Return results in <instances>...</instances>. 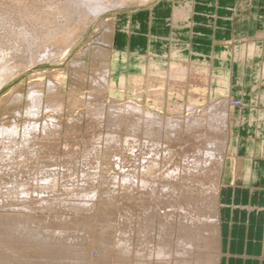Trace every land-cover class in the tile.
<instances>
[{
  "label": "bare ground",
  "instance_id": "6f19581e",
  "mask_svg": "<svg viewBox=\"0 0 264 264\" xmlns=\"http://www.w3.org/2000/svg\"><path fill=\"white\" fill-rule=\"evenodd\" d=\"M166 1L168 0H159L158 2L166 4ZM124 2L125 0H0V88L13 77L17 76L22 70L25 71L26 68H29L37 62L55 60L60 56L62 57L68 52L69 48L76 42L75 40L82 31L86 29L88 24L97 15L111 7L113 8L115 5L124 4ZM156 7L157 5L154 9ZM170 10L175 24L180 22L187 26V20L192 11L190 2L181 3L179 5L172 4ZM120 31L121 29H119V31L117 29V32ZM122 32L124 31L122 30ZM157 39L162 40V45H165V43L168 44L170 41V52L162 51L161 53H157L159 50H156L158 46L155 45L154 49L150 52L151 57L145 62L144 53L137 51L136 53L139 54L136 58L138 62L135 64L130 62V65L137 70L136 74L128 76L124 74L120 75V78H118L119 83L115 84L112 79H109L111 68H104V70L102 69V74H99V77L96 75V77L93 76L95 78H91L92 82H94L93 91L99 89V92L96 90V94L102 93L100 89L103 90L104 88L110 90V93L115 91L119 92V94L121 91L125 92L126 90L127 93L131 95V98L122 100L114 98L116 102H111L112 104H107V106L103 103H94L89 106L85 119V137H83L86 138L84 142L87 145L84 146V161L82 160L85 171L83 172L82 170L81 173L84 174V178L87 177V179H89L88 181L84 179L87 182L86 185L88 182L95 180L94 178L96 176L93 170L94 167H98L95 163L99 151H101L99 149L100 143L104 145L101 154L102 161L106 164L107 162L117 163L119 157L122 156L117 154V148H119L118 146L121 140L125 147V152H123L126 153V155L122 156V164L126 162V165L124 164L127 168L126 171L120 175H113L104 168L102 170V175L100 173L101 179L99 178L100 180L98 189L95 190L96 192L91 190V182V185L89 184L91 189L88 188V185L86 187L89 190L84 186L85 190L79 189V192L77 191L79 195L75 194V191L72 189V192L74 191V194L76 196L78 195L79 198H71V200L70 197L67 199L69 194L66 198L63 196V199L65 198L64 200L67 199L69 201L65 203L68 205V209L76 213L72 216V212L69 216H64L66 213H64V215L58 214V210H60V212L64 211L62 209H56L57 214L54 213L55 211L52 212L54 207L59 206L60 199L56 198L57 196H54V198L51 196H49L51 198L47 197V193L50 195L51 192L56 190L53 191V178L55 177L44 174L47 178L44 175L42 177L45 178L46 185H43V188H33L39 189L40 197H37L36 194V198H31L29 194L33 195L36 190L33 191L32 188L29 187L30 182L28 184L29 188L27 187V183H25L29 181L27 180L30 177L27 175L29 172L22 174L28 176V178L26 177V181L23 179L24 176L19 179L20 174L23 172L18 174V180L23 179V181H25L24 183L20 181V183L22 182L20 186H18L19 184H17V182L16 185L13 183V181H17L14 180L16 177L13 174L15 178L11 179L12 181L10 182L4 181L5 183L0 186V190L2 189L1 191H5V194H11V196L14 192H19L20 195L22 193L21 197L24 196V198H22V200H24L19 202V199L17 203H12L15 208H12L13 210L10 214L4 213L6 216L2 215L3 213L0 212L2 215H0V264H219V238L216 227V221L218 219L217 211L219 207L218 194L221 185L219 177L227 155L231 109L234 106L239 109L236 115L237 124L240 119L244 120L247 110L251 108L252 112L256 110L255 112H257V115L256 117L251 115L250 119L252 121H260L256 133L259 134L260 127L262 126L261 128H263L264 126V31L257 32L253 39L247 38L244 43L242 41L243 44L239 41L241 45H234L232 50L228 47L218 48L215 53H211L210 55L194 50V45L186 43L185 41H180L176 35H173L169 40L167 36H160L157 37ZM79 55H81V53ZM125 55L126 52L124 48L119 50L115 53L113 58H111L112 64L110 60V65L122 69L124 68V64L126 66L129 65ZM155 56H169L170 62L167 63V67H164L166 64L165 61L159 60L157 59L158 57L156 58ZM230 57L243 66L241 71L245 79L251 77L253 75V70L257 69L259 88L253 102L261 101L262 105H260L261 107L259 109L254 108L257 107V105H253L252 107L246 106L247 103L245 102L243 90L244 84L242 86L243 89H240L239 101H236L235 99L237 98L233 97L235 94L232 88V68H227V66L223 67L224 69L221 68V66L231 61V59H229ZM255 57L258 58L259 66L253 68L249 64V59ZM39 80L40 79L37 81ZM48 84V91H53V89L56 88L53 82L50 81ZM41 92L42 91L39 89L30 88V102L25 112L32 120L27 121L24 126H22L24 139H26L32 131L34 132L38 129L39 122L36 123L33 119L38 116L43 104L41 101ZM92 92L88 94V99L90 100L98 97L95 92ZM204 93H207V97L205 102H201L200 99H203ZM50 98L45 99L47 100L44 102L45 109L50 108V110L59 112L62 106L61 103L63 102L52 100L55 98ZM59 98H61V96ZM81 99L82 97L79 96L78 101L82 102ZM72 101H75V99ZM76 102H74L75 105ZM71 107L74 108L75 106L72 105ZM66 110L68 109L66 108ZM79 120L81 119L78 114L71 118L68 117V122L66 120L65 123L69 130L68 133L65 131L67 137L77 136V134L80 133L74 132L75 130L73 131V129L79 127ZM1 124L0 164L3 163L4 159L8 162L15 160L17 156L14 159L15 154L13 152L17 149L23 150H19L23 153L26 150H31L33 146L37 144L34 141V144L28 141L30 140L29 138L28 140H22L23 137L21 139L22 144L14 142V134H16L15 132L17 130L15 125L12 124L14 126L9 125V127ZM60 124V120L53 115H49L42 120L40 125L43 138L38 143L44 148V150L43 148L41 150L47 154L46 157L48 159H52V157L56 155V152H58V141L60 138L58 139L57 132L60 131L59 128L61 129ZM67 128L65 129L67 130ZM102 128H105L103 133ZM101 134L103 136H101ZM41 137L42 135H40V139ZM77 137H75V139H77ZM64 146L65 155L74 159L73 156L75 154L73 155V153L75 151L76 154L78 153L76 150L77 144H66ZM35 147L36 146H34V148ZM137 148H140L142 151L139 169H137V165L134 163L135 160L138 161L136 157H139V155L133 156ZM35 150L34 152H36ZM24 154H22L23 158L28 155ZM37 155H39V153ZM46 157H40L39 167L43 164L41 163L42 161L45 162ZM19 159L21 158H17V160ZM32 159L35 160L34 158ZM73 159L70 160V162L76 160ZM179 159L183 161L182 168ZM6 162L5 166L7 165L9 169L8 166L10 165L6 164ZM18 162L19 166L25 163L22 164V162ZM97 163L99 164V162ZM14 164H16V162ZM14 164L13 166H15ZM17 165L18 163L16 166ZM24 165L25 168H27V166H35L36 168V166L38 167V160L37 164L31 163L29 165L28 163ZM11 166L10 168H14ZM16 166L14 169L17 170ZM67 166L69 167L70 165ZM75 166L77 165L75 164ZM2 169H0L1 172L4 171ZM14 169H12V171ZM65 169H67V167ZM19 170H23V168ZM40 172L38 173L39 175ZM209 172L211 173L209 176H212L210 183L206 184L204 181L202 182V184L205 183L202 185L203 187L205 186L202 191H207L210 195L208 203L206 200H203L206 202V209L205 205H203L204 207L202 206L203 202L201 199L203 198H199L201 202L197 200V197H199L197 195L199 194H195L197 197H193L194 199L196 198L195 200L193 199L194 201H191L189 198L186 200V206L191 204L190 207L196 206L194 202L198 203L197 201H199V204L201 203L200 206L203 208L201 207V209H199L198 206L197 209L202 211L204 209L206 211L203 213L198 210L201 214L197 212V215H189L190 208L183 207V210L186 211V209H188L189 212L186 211L185 213L188 215H184L180 218L184 219L181 221H186L184 222L185 224L189 222L194 223V220H198L201 223L211 220V222L215 223V227H213L215 230H208L210 232L208 234H204V232L200 231L201 229L193 232V227L195 226L191 225L193 230L189 228L192 231V233H189L187 230L188 228L186 229L188 232L187 237H182L179 231L180 235L178 233L177 236L173 237L172 227L174 226L172 217L174 215L172 213H170L172 215L162 216L163 219L159 220L158 227L155 228L152 222L154 219L152 211L155 208H153V210L150 208L154 206V204L156 205L155 202H158L157 194L160 192L161 195V193L167 192L168 195H173L177 193L179 188L180 190L183 188V190H185L187 189L185 187H190L194 181H198L200 177L197 180L195 179L198 174L201 175L202 173L204 176L205 174L208 175L207 173ZM1 177L3 178V176ZM6 177L10 179V176ZM32 177L33 176H31V178ZM35 178L37 179V177ZM44 178L42 179L44 180ZM178 178L186 179V181H183L184 184H181L183 188L177 187L179 185L177 184ZM203 178L206 177L204 176ZM30 181L32 182V180ZM45 181H43L44 183L42 184H45ZM56 181L57 180H55V183H57ZM33 182L34 187L36 181L33 180ZM0 183H2V181ZM68 183L65 184L66 187L63 191L67 189ZM74 183V186H76L75 180ZM25 184L26 188L23 187ZM38 185L40 186L39 183ZM82 185L79 184L78 188ZM74 186L69 185L68 190ZM18 187H20V189ZM199 187L200 186H198V188ZM114 189H117L116 192L118 190L120 192L123 191V194L127 197L126 207L123 209L124 211L121 212L118 210L117 212L119 214L117 220L116 216L111 214L113 211L115 213L116 207L118 206H115L113 201L116 195V193H114V196H112ZM68 190H66V192L69 193L70 191V193H72L71 190ZM137 192L147 197L140 196L138 198L136 195ZM23 193L27 194V196L23 195ZM41 193H46V197L44 195L42 196ZM185 193H183V196ZM72 194H70V196H73ZM20 195H18V197ZM91 195L92 199L94 197L96 202L95 212H92L94 211L92 210V208H94V202L92 199V202L90 201ZM155 195L156 197H154ZM171 195L169 196L170 198ZM28 196L30 200H25V197ZM161 196H159L160 202H162L160 198H163ZM5 198L6 199L3 201H1L2 198L0 199V207L6 204L10 205V198ZM62 201L63 200H61V203ZM61 203L60 206L62 207L63 203ZM180 205V208H182V203ZM136 206H139V209ZM119 207L117 208L119 209ZM135 207L140 210L136 215L134 214ZM65 208L69 213L70 211H68L67 206ZM195 208L196 207H194V209ZM194 209L191 213L195 211ZM39 210H43L42 212H52L53 215L50 218L48 216L47 218L49 219L46 221L45 219H36L37 217L34 219L36 215L31 214ZM169 211L170 210H167L166 212ZM81 212L84 214L80 215ZM166 212L163 215H166ZM31 218H33V220ZM134 219L137 220L135 221L137 223L135 232L130 228V224H132ZM92 220L95 221L96 228L93 229L94 232L89 230V228L92 229L93 226L91 227L90 225L89 228L85 226L89 224L90 221L92 222ZM179 225L181 226L180 221ZM184 226L186 227L187 225ZM185 227H180V229ZM94 250L95 253L93 254Z\"/></svg>",
  "mask_w": 264,
  "mask_h": 264
},
{
  "label": "rangeland",
  "instance_id": "374dc122",
  "mask_svg": "<svg viewBox=\"0 0 264 264\" xmlns=\"http://www.w3.org/2000/svg\"><path fill=\"white\" fill-rule=\"evenodd\" d=\"M135 1V2H134ZM139 1V2H138ZM169 1V0H168ZM172 1H174V2H184V1H186V0H172ZM210 1H215V0H210ZM225 1H229V0H225ZM224 1V2H225ZM238 2H237V12H236V16L234 15V17H233V15H228V16H230V18H229V21L226 23V29H224L225 28V25L222 23V25H221V28H223V30H221L220 32H219V29L216 31V32H213L214 34H213V37H212V39H213V45L214 46H216L214 49H212V51H211V53H215L217 50L216 49H218V48H223V47H228V48H230L231 50L233 49V47H234V45H241V44H243L244 43V41H246V39L247 38H250V39H253V38H255V35H256V33L257 32H260V31H264V0H237ZM158 2V0H125V2H124V4H119V5H115V6H113V8L111 9V8H109V9H107L106 11H104V12H101L99 15H97L89 24H88V26L86 27V29H84L83 31H82V33L79 35V37L75 40L76 42H74L73 44H72V46L69 48V50H68V52H66V54H64L62 57L60 56L59 58H57V59H52V60H43V61H41V62H37L36 64H34V65H32V66H30L29 68H26L25 69V71H21L17 76H15V77H13L11 80H9L7 83H5L1 88H0V124L1 125H3V126H14L15 125V127H16V134H14V137H15V139H13V141L14 142H16V143H19V144H22V140H28V138L30 139V140H28V141H30V142H32V144H34V142L35 143H37V144H35L34 146H36L35 148H34V146H33V151H32V149L31 150H26V151H24L23 153L21 152V151H23V150H21V149H17L15 152H13L14 154H15V157H14V159L16 158V156H17V158H21V159H19V160H17V158L15 159V160H13V161H10V162H12V163H10V162H8L7 160V162L5 161V159L3 160V163H1L0 164V169H2V170H4V171H0V173L2 174H0V179L2 178L1 176H3V180L1 179L0 180V182L2 181V183H0V186H2L5 182L4 181H6V182H10V181H12L11 179H13V178H15L16 177V179H14V180H17V181H13V183L16 185V182H17V184H19L18 186H20V184H22V182L24 183L25 181H26V177L28 178V176H30L27 180H29V181H26L25 183H27V187H28V184H29V182H30V184H29V187L30 188H32V190L33 191H35L34 193H33V195H31V194H29V196L31 197V198H34L35 196H36V194H37V197L39 196L40 197V191H38L39 189H33V188H35V187H40V188H43L42 186L43 185H46V181H45V178L44 177H42L44 174H46L47 176H49V175H51L52 177H55V178H53L54 180V182H53V186H54V189H53V191L55 192H51V194H53V195H48V193H47V197L48 198H51V197H53L54 198V196H57L56 198H62L61 200H63L62 201V203H61V200L59 199V206H60V203L62 204V207L60 208L59 206H57V207H54L53 208V210H52V212H54L55 214H61V215H64V213H66V215H64V216H69L70 215V213L72 212V214H71V216L72 215H75L76 213H73V210H71V209H68V205L67 204H65V203H67V199L70 197V199L72 198V199H76V197L77 198H79L78 197V195H79V189L80 190H82V189H84L85 190V188H84V186L86 187L87 185L89 186L88 188L89 189H91L90 188V183L92 182V191H94V192H96L95 190H97L98 189V184H99V180L101 179V175H102V170L105 168V169H107L109 172H111V174H113V175H120V174H123L125 171H126V167H125V165H126V162L125 163H123L122 164V156H124V155H126V153H124L125 151H124V146H123V141L121 140V143L119 144V148H117V154L120 156V155H122L121 157H119V160H118V164L117 163H111V162H107V164L109 165H107L106 163H104L103 161H102V156H101V154H102V150H103V148H104V145H103V143H100V147H99V149L101 150V151H99V154H98V156H97V159H96V163L97 162H99V164L97 165L96 163H95V165L96 166H98V167H94V170H93V172H94V174H95V180L94 181H96V179H97V181L96 182H94V181H91V182H88V184L86 185V181H88L89 179H87V177L86 178H84L85 176H84V174L83 173H81V171L83 170V172L85 171L84 170V165L82 164L83 163V161H84V153H83V150H84V146L86 145L85 144V140H86V138H83V137H85V119H86V112H87V110H88V108H89V106L90 105H92V104H94V103H103L105 106H107V104H112V103H115L116 102V100L114 99V98H117V99H120V100H122V99H126V98H131L130 96V94H128L127 93V91L125 90V92L123 91H121L120 92V94H119V92H113V93H110V90H108V89H100V91L102 92V93H99V94H96V90H97V92H99V89H96L95 91H93L94 90V82H92V79L93 78H95L96 77V75H97V77H99V74H102V69L104 70V68H111L110 70V73H109V76L111 77H109V79H112L114 82H115V84H118L119 82V79L118 78H120V75H125V76H128V75H134V74H136L137 73V70L134 68V67H132L131 65H130V62L131 63H133V64H135L136 62H138L137 61V55H139L138 53H136L137 51H140V48L138 47L137 49H135L134 51V53L133 54H136V55H132L131 56V58H129L128 59V62H129V65H128V67H126V65L124 64V68L122 69V68H116V67H114L113 65H110V60H111V64H112V59L111 58H113V56L115 55V53H117L119 50H122L123 48L120 46V45H118V44H116V41H115V37H117L118 35H121V34H123V33H125V30L123 29V27L122 26H125L126 27V31L127 30H129V20L128 19H131V18H134L132 15H133V12H135V11H138V10H146V9H149L151 6H153L154 4H156ZM133 3V4H132ZM124 5V6H123ZM172 5V4H171ZM117 6V7H116ZM153 7H151V9H152ZM150 9V10H151ZM215 10V9H214ZM214 10H213V14H214ZM170 17V20L172 19V13H171V15L169 16ZM111 19V20H110ZM214 19V18H213ZM103 20V21H102ZM102 21V22H101ZM114 21V22H113ZM223 22V21H222ZM122 23V24H121ZM101 24V25H100ZM104 24V25H103ZM216 24H217V20H213L212 21V23L210 24L211 25V27H212V29H214L215 30V28H216ZM107 27V28H106ZM99 28V29H98ZM111 28H113V29H111ZM117 29H118V31H119V29H121V31L120 32H117ZM104 30V31H103ZM110 32H109V31ZM122 30L124 31V32H122ZM112 31V32H111ZM103 36H102V35ZM111 34H113V35H111ZM98 37V38H97ZM102 39V40H101ZM95 40V41H94ZM169 40V39H168ZM98 41V42H97ZM239 41L241 42V44H239ZM242 41H243V43H242ZM92 42V43H91ZM168 42V41H167ZM169 43H170V41L168 42V46H167V51L166 52H170V45H169ZM100 44V45H99ZM109 44V45H108ZM111 44V45H110ZM167 44V43H166ZM96 46V47H95ZM111 47V48H110ZM115 49V50H114ZM113 50V51H112ZM128 50V49H127ZM163 51V49H161V51L159 50V52L161 53ZM79 52V53H78ZM111 52V53H110ZM141 52V51H140ZM165 52V51H164ZM81 53V55H79ZM111 54V55H110ZM129 56V55H128ZM102 57V58H101ZM149 57H151L150 55L149 56H145V62H147L148 60H149ZM156 58L158 57V56H155ZM61 59V60H60ZM157 59H159V60H163V61H165V66L164 67H167V63L168 62H170V57L169 56H163V57H158ZM229 59H231V61L229 62V63H227L226 65H224V66H221V68H223V67H226L227 66V68H232V76H231V78H232V88H233V93L235 94L233 97L234 98H237V99H235V100H237V101H239V97H240V93H241V90L240 89H243L242 88V86H241V80H242V71H241V69H242V65L238 62H236V60H232V57H230ZM76 64H75V63ZM75 65H74V64ZM95 64V65H94ZM215 64H217V63H215ZM239 64V65H238ZM249 64L253 67V68H256V67H258L259 66V64H258V58L257 57H255V58H253V59H249ZM72 65V66H71ZM91 65V66H90ZM82 67V68H81ZM125 67H126V69H125ZM132 67V68H131ZM219 68V67H218ZM100 69V70H99ZM224 69V68H223ZM77 72H76V71ZM256 70L257 69H254L253 70V75L251 76V78L249 79L248 77L245 79V86H244V98H245V102H246V98H247V96L249 95L250 97H252V99L253 100H255V95H256V93L258 92V84H259V81H258V78H257V72H256ZM80 71V72H79ZM93 72V73H92ZM96 73V74H95ZM121 73V74H120ZM35 74V75H34ZM51 74V75H50ZM60 75V76H59ZM113 75V76H112ZM48 76V77H47ZM93 76H95V77H93ZM92 78V79H91ZM243 78H244V76H243ZM38 79H40L39 81H37ZM51 79V80H50ZM78 79V80H77ZM144 79H145V76H144ZM36 80V81H35ZM53 82V84L56 86V88L55 89H53V91H48V83L49 82ZM36 82V83H35ZM113 82V83H114ZM76 83V84H75ZM240 83V84H239ZM235 85V86H234ZM30 86V87H29ZM144 86H145V83H144ZM33 88V89H36V90H41L42 92H41V101H42V106H41V109H40V112H39V114H38V116H36L33 120L34 121H36V123L37 122H39L38 123V129L37 130H35V131H37V132H31V134L30 135H28V137H26V139H24V137H23V132H22V129H23V127L22 126H24V124L27 122V121H31L32 119H30V117L26 114V112H25V109H26V107L28 106V104H29V93H30V88ZM42 87V88H41ZM28 88H29V90H28ZM59 89V90H58ZM76 91V92H75ZM95 92V94L96 95H98V97H96V98H92L91 100L90 99H88L89 98V96H88V94H89V92ZM107 91H109V92H107ZM92 92V93H93ZM102 94H104V95H102ZM205 95H204V97H203V99L201 98L200 99V101L201 102H205V99H206V97H207V93H204ZM47 95H48V97H47ZM102 95V96H101ZM12 96V97H11ZM61 96V98H59ZM79 96L80 97H82V102L81 101H78V99H79ZM236 96V97H235ZM47 97V98H46ZM50 97H52V98H55V99H52V98H50ZM58 97V98H57ZM68 97V98H67ZM48 98H50V99H52V100H56V101H58L59 100V102H63V103H61V110H59V112L58 111H53V110H50V108H48V109H45V107H44V102H46L47 100H45V99H48ZM57 98V99H56ZM70 98V99H69ZM77 98V99H76ZM133 98V97H132ZM63 99V100H62ZM75 99V101H72V100H74ZM87 99V100H86ZM90 102H89V101ZM110 100V101H109ZM76 101H78V102H76ZM71 102V103H70ZM74 102H76V105H75V103ZM112 102V103H111ZM74 103V104H73ZM80 103H82V104H80ZM69 104V105H68ZM75 106L74 108L73 107H71V106ZM86 106V107H85ZM44 107V108H43ZM69 107V108H68ZM80 107V108H79ZM66 108L68 109V110H66ZM72 109V110H71ZM43 111V112H42ZM50 111H52V112H50ZM61 112V113H60ZM48 113H50V114H48ZM58 113V114H57ZM76 113V114H75ZM42 114V115H41ZM77 114L79 115V117H80V119L81 120H79L80 122H79V127H80V129H79V127L78 128H75V129H73V131L74 132H77V133H79V134H77V136H72V137H70V136H66L67 135V133H68V128H67V125H65V123H66V120H67V122H68V117L69 118H71V117H74V116H77ZM82 114V115H81ZM26 115V116H25ZM49 115H53L55 118H57L58 120H60V126H61V129L59 128V130L60 131H58L57 132V136H58V139L60 138V140L58 141L59 142V149H58V152H56V155H54V157H52V159L51 158H47L46 156H47V154L46 153H44V148L43 147H41V145L38 143L40 140H42V138H43V134H41L42 132V129H41V123H42V120H44V118L46 117V116H49ZM62 115V116H61ZM66 115V116H65ZM57 116V117H56ZM59 116V117H58ZM29 117V118H28ZM44 117V118H43ZM15 119V120H14ZM41 119V120H40ZM7 120V121H6ZM21 120V121H20ZM24 121V122H23ZM17 123H18V125H17ZM5 124V125H4ZM12 124H14V125H12ZM81 124V125H80ZM9 126V127H10ZM65 128H67V130L65 129ZM102 133L105 131V128H102ZM18 131V132H17ZM65 131H67V133L65 132ZM20 133V134H19ZM22 133V134H21ZM34 135H35V137H34ZM40 135H42V137H41V139H40ZM20 136V137H19ZM30 136H32V137H30ZM37 136V137H36ZM66 136V137H65ZM101 136H103L102 134H101ZM22 137H23V139H22ZM75 137H77V139H75ZM67 138V139H66ZM80 138V139H79ZM19 139V140H18ZM22 139V140H21ZM33 139V140H32ZM36 139H38V140H36ZM73 139V140H72ZM77 140V141H76ZM82 140V141H81ZM20 141H21V143H20ZM34 141V142H33ZM77 144V154H76V151L73 153V157H74V159L73 158H71L70 156H68V155H65V152H64V145H66V144ZM18 144V145H19ZM78 145H79V149H78ZM87 146V145H86ZM41 147V148H40ZM83 147V148H82ZM103 147V148H102ZM39 148V149H38ZM43 148V150H41ZM36 149V150H35ZM63 149V150H62ZM118 149H119V151H118ZM19 150H21V151H19ZM34 150L36 151V152H34ZM39 150V151H38ZM18 151V152H17ZM31 151V152H30ZM40 151H42V152H40ZM124 151V152H123ZM135 151H137V152H135ZM134 151V153H133V156L134 155H139V157H136V158H138L137 160L138 161H136L135 160V164L137 165V169H139L140 168V164H141V158H140V155L142 154V151L140 150V148L138 149L137 148V150H135ZM20 152V153H19ZM28 152V153H27ZM119 152H120V154H119ZM25 153V154H24ZM33 153V154H32ZM39 153V155H37ZM43 153H44V155H43ZM58 153V154H57ZM64 153V154H63ZM123 153V154H122ZM20 154H21V156H20ZM22 154H24V155H27V156H24V158H23V155ZM83 154V155H82ZM19 155V156H18ZM35 156V157H33V156ZM129 155V154H128ZM37 156V157H36ZM41 156H43V158H44V156L46 157V160H45V162L44 161H42L41 163H43V164H41V166L39 167V159H40V157ZM64 157V158H63ZM77 157V158H76ZM99 157V158H98ZM32 158H34L35 160H33ZM38 158V159H37ZM55 158V159H54ZM69 158H71V159H69ZM83 158V159H82ZM179 158H182V157H179ZM75 160V161H71L70 162V160ZM99 159V160H98ZM24 160V161H23ZM26 160V161H25ZM37 160H38V167L36 166V168H35V166H33V167H29V166H27V168H25V165L24 164H28L29 163V165L31 164V163H36L37 164ZM44 160V159H43ZM55 160H57V161H55ZM78 160V161H77ZM80 160V161H79ZM83 160V161H82ZM180 160V163H181V168H182V163H183V161L181 160V159H179ZM18 161H20V162H22V164L24 165V167H23V165H21V166H19V162ZM29 161V162H28ZM31 161V162H30ZM53 161V162H52ZM69 161V162H68ZM77 161V162H76ZM5 162H6V164H8V165H10L11 166V164H12V166L11 167H14L15 168V166H16V164L18 163V167L16 166V168H17V170H18V172H17V170L16 169H14V168H10V166H8L9 167V169L7 168V165L5 166ZM16 162V164H14ZM27 162V163H26ZM66 162V163H65ZM102 162V163H101ZM120 162V163H119ZM44 163H45V165H44ZM66 165V167H67V169H65L66 167H65V165ZM68 163V164H67ZM78 163V164H77ZM140 163V164H139ZM13 164L15 165V166H13ZM21 164V163H20ZM49 164V165H48ZM50 164H51V166H50ZM73 164H74V166H73ZM75 164L77 165V166H75ZM104 164V165H103ZM125 164V165H124ZM57 165V166H56ZM67 165H70L69 167L67 166ZM117 165V166H116ZM5 166V167H4ZM100 166V167H99ZM108 166V167H107ZM111 166V167H110ZM113 166V167H112ZM139 166V167H138ZM2 167V168H1ZM29 167V168H28ZM49 167V168H48ZM82 167V168H81ZM118 167V168H117ZM5 168V169H4ZM21 169V168H23V170H19V169ZM46 168V169H45ZM54 168V169H53ZM68 168H69V171H70V173H72V174H70L69 173V171H68ZM74 168V169H73ZM97 168V169H96ZM12 169H14L13 171H12ZM29 169V170H28ZM39 169H42V170H39ZM65 169V170H64ZM96 169V170H95ZM111 169V170H110ZM120 169V170H119ZM45 170V171H44ZM51 170V171H50ZM56 170V171H55ZM5 171H7V172H5ZM12 172V174H11V172ZM15 171H16V173H15ZM26 171V172H25ZM30 171H33V172H30ZM41 171V172H40ZM48 171V172H47ZM53 171V172H52ZM75 171V172H74ZM76 171H77V173H76ZM21 172H23V173H21ZM27 172H29V174L27 173ZM40 172V175L38 174ZM42 172H44V173H42ZM57 172V173H56ZM211 172V171H210ZM207 173L208 175H204L206 178H203L204 176H203V174L201 173V175L200 174H198L196 177H195V179L197 180L199 177V179H198V181H194V183L193 184H191L192 185V187H191V185H190V187H185V188H187V189H185V190H183L184 188H183V185H181V184H184L183 183V181H186V179L185 178H178V180H177V184H179L177 187L179 188V187H182L181 189L182 190H180V188H179V190L177 191V193H175V194H173V195H171V194H167V192H163V194L161 193V195H160V192H159V194H157V196H158V199H157V201L158 202H155L156 203V205L154 204V206H152L150 209H152L153 210V208H155L152 212V215H153V220H152V222H153V224H154V227L156 228V227H158V222H159V220L160 219H163V217L164 216H167V215H174L173 217H172V223H173V226L174 227H172V231H173V237H175V236H177V234L180 232L181 233V235H182V237H184L185 238V236L187 237L188 235V232L190 233H192V231L191 230H193V228H194V230H193V232H195V231H199V229H201L200 231H202V232H204V234H208V233H210L209 231L211 230V229H214L215 230V228H213V227H215V223H213V222H211V220H207V221H205V222H203V223H201L200 221H198V220H194V223H191V222H189V223H187V224H185L184 222H186V221H181V220H184L183 218L181 219L180 217H183L184 215H188V214H186L185 212L187 211V212H189V210H190V212H189V215H191V214H195V215H197L198 213H199V211H201V212H205L206 210H204L203 209V211L202 210H199V209H201V207L203 206V205H205V209H206V202L205 201H203V200H206L207 201V203L209 202L208 201V198H209V193L207 192V191H202V190H204V187L202 186L203 184H208V183H210V181H211V177L212 176H209V174H211V173ZM21 173V174H20ZM25 173H27V175L28 176H26V175H22V174H25ZM35 174V175H32V174ZM49 173V174H48ZM54 173H55V175H54ZM100 173H101V175H100ZM118 173V174H117ZM5 176H4V175ZM11 174V175H10ZM15 175V177H14V175ZM18 174H20V177H19V179H21V177H23V179L25 180V181H23V179L22 180H18ZM31 174V175H30ZM53 174V175H52ZM77 174V175H76ZM82 176H81V175ZM13 175V176H12ZM22 175V176H21ZM68 175V176H67ZM69 175H70V177L71 176H73V177H69ZM6 176H10V179H9V177H6ZM12 176V177H11ZM31 176H33L32 178H31ZM37 177V179L35 178V177ZM45 176V175H44ZM76 176V177H75ZM209 176V177H208ZM5 177V178H4ZM44 178V180L42 179V178ZM46 177V176H45ZM57 177V178H56ZM83 177V178H82ZM180 177V176H179ZM202 177V178H201ZM47 178V177H46ZM70 178V179H69ZM75 180V182H76V186H74L75 185V183H74V180ZM100 178V179H99ZM138 178H139V176H138ZM7 179H9V180H7ZM42 179V180H41ZM63 179H64V181H63ZM68 179V180H67ZM80 179H82V180H80ZM84 179H86V181L84 180ZM182 179V180H181ZM202 179H204V180H202ZM30 180H32V182L30 181ZM33 180H35L36 182H35V186L33 187V185H34V182H33ZM55 180H57L56 182L57 183H55ZM62 180V181H61ZM71 180V181H70ZM79 180V181H78ZM20 181H22L21 183H20ZM40 181H41V183H40ZM43 181H45V184H42V183H44ZM65 181H66V183H65ZM205 182V183H203L202 184V182ZM63 182V183H62ZM68 182H70V183H68ZM198 182V183H197ZM38 183L40 184V186L38 185ZM68 183V185H67V189L66 190H68V186L70 185V186H74L73 188H71V189H69V190H71V192H72V189L75 191V194H78L77 196L74 194V191L72 192V193H70V191H69V193L68 192H66V190L65 191H63L64 189H65V187H66V185L65 184H67ZM73 185H72V184ZM93 183H94V185H93ZM197 183V184H196ZM201 185H200V184ZM42 184V185H41ZM78 184V185H77ZM79 184L80 185H82V186H80V188H78L79 187ZM85 184V185H84ZM90 184V185H89ZM97 184V185H96ZM199 184V185H198ZM24 185V184H23ZM22 185V186H23ZM37 185V186H36ZM63 185V186H62ZM65 185V186H64ZM186 185V184H185ZM184 185V186H185ZM21 186V187H22ZM32 186V187H31ZM61 186V187H60ZM198 186H200L199 188H198ZM202 186V187H201ZM23 187H25L26 188V184H25V186H23ZM28 187V188H29ZM64 187V188H63ZM93 187H94V189H93ZM194 187V188H193ZM196 187V188H195ZM19 189H20V187H18ZM27 188V189H28ZM60 188H62V189H60ZM202 188V189H201ZM19 189H17V190H19ZM76 189V190H75ZM78 189V190H77ZM86 189H87V187H86ZM89 189H87V190H89ZM195 189V190H194ZM2 190V189H1ZM0 190V199H1V201H3V200H5L6 198L5 197H8V198H10V201L11 202H9L10 203V205H4V206H1L0 207V212L1 213H3L2 215H5L6 213L8 214H10L11 213V211L13 210L12 208H15L13 205L15 204V203H17L18 202V200L20 199V201L19 202H21V201H23L22 200V198H24V196H22L21 197V195H22V193H21V195L19 194V192L18 193H15L14 192V194H12V196H11V194H5V191L3 192V191H1ZM116 190L117 189H114L113 190V194H112V196H114V193H116V195L114 196L115 197V199L113 198V201H114V203H115V206L116 205H118L117 207H119V205H120V207H122V208H120L119 207V209L116 207V210H115V213H114V211L111 213L112 215L114 214L115 216H116V220H117V217L119 216V214L117 213L118 212V210H120L121 212H123L124 210V208L126 207L125 206V204H126V200H127V197L123 194L124 192L123 191H117L116 192ZM78 191V192H77ZM3 192V193H2ZM67 194H65V193ZM140 192V191H139ZM186 192V193H185ZM190 192V193H189ZM63 193V194H62ZM180 193V194H179ZM183 193H185L184 194V196H183ZM200 193H202V194H200ZM1 194H3V195H1ZM6 196H5V195ZM42 194V196L44 195L45 197H46V193H41ZM65 194V195H64ZM68 194H69V196H68ZM70 194H72L73 196H70ZM140 193H136V195L138 196V198L140 197V196H144V197H147L146 195H144V194H140ZM189 194H190V196H189ZM195 194H199V195H197V196H199V197H197ZM8 195V196H7ZM10 195V196H9ZM18 195H20L19 197H18ZM23 195H25V196H27V194H24L23 193ZM60 195H62V196H59ZM120 195V196H119ZM154 195V194H153ZM171 195V198L169 197ZM193 195H195V196H193ZM4 196V197H3ZM13 196H14V198H13ZM28 196V197H29ZM33 196V197H32ZM49 196H51V197H49ZM63 196H65V198H66V196H68L67 197V199L66 200H64L63 199ZM126 198H125V197ZM159 196H161V197H163V198H160V200L162 201V202H164V203H162V202H160L159 201ZM187 196V197H186ZM202 196V197H201ZM12 197V198H11ZM28 197H25V200H30V197L28 198ZM121 197V198H120ZM154 197H156V195L154 196ZM175 197V198H174ZM191 197V198H190ZM193 197H197V200H199L200 201V199L201 198H203V199H201L202 200V202H203V204H202V206H200L201 205V203L199 204V201H197L198 203H196V202H194L195 204H196V206L194 205H192L193 207H190L191 206V204H189L188 206H186L187 205V203H186V200H187V198H189V199H191V201L194 199ZM15 198H18V199H15ZM36 198V197H35ZM55 198V199H56ZM90 198V197H89ZM117 198V199H116ZM120 198V199H119ZM200 198V199H199ZM207 198V199H206ZM14 201H13V200ZM69 199V200H70ZM71 199V200H72ZM92 199V195H91V198H90V201L92 202V200H93V202H94V208H92V210H94V211H92V212H95V210H96V202H95V198L93 197V199ZM124 199V200H123ZM196 199V198H195ZM194 199V200H195ZM58 200V199H57ZM193 200V201H194ZM209 200H210V198H209ZM66 201V202H65ZM123 201V202H122ZM69 202V201H68ZM120 202V203H119ZM128 202H130V201H128ZM132 202H133V199H132ZM201 202V201H200ZM7 203V202H6ZM12 203H14V204H12ZM118 203V204H117ZM158 203V204H157ZM159 203H162V204H159ZM174 203V204H173ZM182 203V208H180V204ZM193 203V202H192ZM193 203V204H194ZM205 203V204H204ZM67 206V209H68V211H70L69 213L67 212V210H66V206ZM171 204V205H170ZM172 204H173V207H172ZM185 204V205H184ZM1 205V204H0ZM159 205V206H158ZM167 205V206H166ZM13 206V207H12ZM169 206V207H168ZM199 206V209H197V207ZM9 207V208H8ZM64 207V208H63ZM137 207V206H136ZM134 208L135 210H134V214L136 215V214H138L139 213V211L140 210H138L139 209V206L137 207V208ZM162 207V208H161ZM167 207V208H166ZM176 207V208H175ZM183 207H185V208H187L188 207V209H186V211L185 210H183ZM194 207H196L195 209H194ZM204 207V206H203ZM202 207V208H203ZM160 208V209H159ZM179 208V209H178ZM1 209H2V211H1ZM4 209V210H3ZM6 209V210H5ZM7 209H8V212H7ZM56 209H62V210H64V211H61L60 212V210H56ZM122 209V210H121ZM137 209V210H136ZM170 210L169 212H166L167 210ZM175 209V210H174ZM193 209L195 210L194 212H192L191 213V211H193ZM197 209V210H196ZM163 210H164V213H163ZM173 210V211H172ZM199 210V211H198ZM6 211V212H5ZM40 211V212H39ZM39 211H36L35 213L33 212L31 215H36V216H34V219L36 218V219H45V221L46 220H48L50 217H52V215H53V213L52 212H48V211H46V212H42L43 210H39ZM51 211V210H50ZM56 211H57V213H56ZM159 211H161V212H159ZM179 211V212H178ZM181 211V212H180ZM158 212V213H157ZM165 212H166V215H163V214H165ZM184 212V213H183ZM196 212V213H195ZM198 212V213H197ZM201 212L199 213V214H201ZM1 213H0V215H1ZM5 213V214H4ZM38 213V214H37ZM170 213H172V214H170ZM47 214V215H46ZM81 214H84V213H80V215ZM183 214V215H182ZM1 215V216H2ZM40 215V216H39ZM79 215V214H78ZM6 216V215H5ZM49 216V218H47ZM163 216V217H162ZM40 217V218H39ZM45 217V218H44ZM158 217V218H157ZM170 218V217H169ZM180 220H179V219ZM4 219H6V218H4ZM32 220H33V218H31ZM171 219V218H170ZM186 220V219H185ZM135 221H137V220H135L134 219V221H132V224H130V222H129V224H130V228H132V231L133 232H135L136 231V229H137V223L135 222ZM179 221H180V224H181V226L179 225ZM198 221V222H197ZM6 222V221H5ZM48 222V221H47ZM182 222H183V224H182ZM197 222V223H196ZM208 222V223H207ZM77 223V222H76ZM94 223V224H93ZM123 223V222H122ZM201 223V224H200ZM32 224V223H31ZM30 224V225H31ZM190 224V225H189ZM90 225H91V227L93 226V228L91 229V228H89L90 227ZM184 225H187L186 227L184 226ZM189 225V226H188ZM191 225H194L195 227H193V228H191ZM85 226H87L88 228H89V230L91 231V232H94V228H96L95 227V221L94 220H92V222L90 221L89 222V224H87V225H85ZM136 226V227H135ZM177 226V227H176ZM185 227V228H181L180 229V227ZM86 227V228H87ZM87 228V229H88ZM179 228V229H178ZM188 228V229H187ZM191 230H190V229ZM197 228H198V230H197ZM188 230V232H187V230ZM196 229V230H195ZM181 230V231H180ZM209 230V231H208ZM179 231V232H178ZM208 231V232H207ZM207 232V233H206ZM180 233H179V235H180ZM95 253V250H94V252H93V254ZM4 257V256H3ZM14 263V262H13Z\"/></svg>",
  "mask_w": 264,
  "mask_h": 264
},
{
  "label": "crops",
  "instance_id": "0c3cea01",
  "mask_svg": "<svg viewBox=\"0 0 264 264\" xmlns=\"http://www.w3.org/2000/svg\"><path fill=\"white\" fill-rule=\"evenodd\" d=\"M224 1L169 0L166 4L157 2L151 6L152 10L150 7L133 12L134 18L128 19L129 30L126 31V27L122 26L125 33L114 39L116 44L125 49L126 61L135 52L131 50L138 47L145 56L150 55L155 45L158 46L156 50L167 51L168 44L162 45V40L157 37L167 36V39H171L173 35L180 41L194 45V50L210 55L216 47L212 43L213 32L223 30L222 23L226 29L230 18L228 15L236 16L238 1ZM186 2L192 5L187 26L180 22L175 24L169 17L171 4ZM213 20H217L215 30L210 25ZM241 81V86H245L243 76ZM246 99L247 107L257 105L254 108L259 109L262 105L261 101L253 102L249 95ZM238 110L235 106L231 109L227 155L219 177L221 185L216 221L219 238L218 263L264 264V126L260 127V133L257 134L256 129L260 121L250 119L251 115H257L256 110L252 112L251 108L247 110L244 120L240 119L237 124Z\"/></svg>",
  "mask_w": 264,
  "mask_h": 264
},
{
  "label": "built area",
  "instance_id": "2783aa9c",
  "mask_svg": "<svg viewBox=\"0 0 264 264\" xmlns=\"http://www.w3.org/2000/svg\"><path fill=\"white\" fill-rule=\"evenodd\" d=\"M237 101V100H236Z\"/></svg>",
  "mask_w": 264,
  "mask_h": 264
}]
</instances>
